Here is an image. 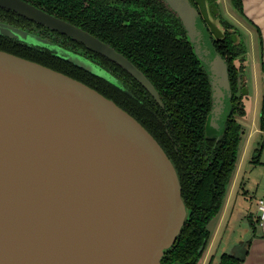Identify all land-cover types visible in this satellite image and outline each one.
<instances>
[{
  "label": "water",
  "instance_id": "1",
  "mask_svg": "<svg viewBox=\"0 0 264 264\" xmlns=\"http://www.w3.org/2000/svg\"><path fill=\"white\" fill-rule=\"evenodd\" d=\"M163 1L180 19L208 76L212 106L207 119H227L228 69L198 10L206 21V0ZM0 6L107 56L157 98L150 82L126 57L82 28L23 0H0ZM220 11L230 35L236 22L224 20ZM0 35L44 47L113 81L84 57L27 30L0 21ZM229 37L246 45L238 35L236 41ZM242 104L245 116L237 120L241 137L249 114ZM187 216L174 163L135 117L84 82L0 49L3 264H161Z\"/></svg>",
  "mask_w": 264,
  "mask_h": 264
},
{
  "label": "flooded vegetation",
  "instance_id": "2",
  "mask_svg": "<svg viewBox=\"0 0 264 264\" xmlns=\"http://www.w3.org/2000/svg\"><path fill=\"white\" fill-rule=\"evenodd\" d=\"M23 1L48 14L82 28L100 41L110 45L113 49L126 57L135 68L145 76L155 89L157 98L154 97L135 76L117 62L94 49L88 48L82 42L73 39L64 33L1 6L0 21L7 22L45 38L65 50L84 57L105 70L110 78H113V81H109L85 70L91 74L92 80L90 83L94 85L91 87L97 91L100 89L104 92H108L113 97L108 96L107 98L112 99L114 102V99L117 98L121 104L134 110L136 113L132 112L139 116L140 121L148 127L152 136L155 137L167 156L171 157L179 168L182 167L185 155L193 152L192 154L198 155L197 157H200L201 155L208 156L206 163L201 170H209V173L213 175H221V180L218 185L214 187L215 201L209 210L211 214H204L207 217L204 222V229L200 232L194 231L191 234L185 235L184 238H180L174 251L168 254L163 261V264H211L213 256H210V252L212 247L215 244L218 245V243H220L221 250L225 248L227 249L220 253L219 260L216 264H223L224 255L237 261L236 263L235 261L230 260L231 264L242 263L249 254L253 240L263 236L260 233L262 227L264 228V225L259 226L257 224L256 217L252 212L244 213L242 215L246 217L249 226H247L249 228L247 238L244 241H242L241 238H236L231 240L230 244H225L223 243L224 238L222 235L229 234L233 229V209L231 207L233 195L229 201L227 199L231 186L233 185L236 188L243 171V169H240L238 166L239 161L241 160L242 149L246 144V138L243 136L241 137L240 134L239 137H237L238 145L240 141H242V143L239 150L238 148L235 149L233 165L231 164V157L228 158L227 164H225V160H222L219 156V151L222 146L219 150L213 149L214 141H216L215 139L214 141H208L206 139L207 133L205 131V123L212 106L211 89L205 70L198 58L196 57L197 59H195L193 56V48L188 38L179 39V43H182L183 47H187L185 51L180 52V55L174 56L172 52H170V54H167L166 52H152V56L149 60V63H151V69H147V66H145L140 58L142 59L143 56L147 57L151 52L146 51L141 53V55H138L139 52H137V50L133 51L134 46L124 47L123 43H121V37L116 35L110 29L106 31L105 25L101 26L98 21L99 18L104 16L108 21L114 23L116 28L122 29L123 27H126V21L129 20L122 17L123 14H127V9L148 11L153 17L144 18L138 24L141 29L140 36L144 37V33L150 32L151 26H153L154 29L165 28L157 14L158 10H160L159 7H162L161 10L164 13H167V9L159 4L157 0H108V2H104L103 4H97L96 1L99 0ZM211 1H213V6L209 4V0H206L205 2V5L210 8V14L206 13V17L208 16L209 20L215 18L220 20V16L217 12L220 11L221 4L226 9L225 0ZM228 1L233 8V12L239 14V16H235V18L243 19L248 22V24H252L243 14L241 0L240 8L234 4L233 0ZM194 5L198 7L197 4ZM95 8H97V10L100 9V14L102 16L97 15L96 10H94ZM198 10L211 33V39L214 46L221 56L225 58L227 64L231 88V110L225 121V135H227L229 127H231V119L237 121L240 120V117L245 116V113L243 115H238V109L236 108L237 98L235 95L243 92L241 98L244 102V108L246 107L247 109L248 104H250L252 91L248 87V76L246 75V71L250 67V44H244L243 46L241 43V49H236L234 46H231V48L227 50V43L223 40L225 36L228 35L226 31L224 30V33L220 32L218 36L217 34L215 35V33H212L208 22L207 20L205 21V16L202 11H200L199 7ZM226 11L229 12L228 9H226ZM229 14L231 16L230 12ZM129 24L132 25L133 28L136 26V23L133 20L129 21ZM236 24L239 25L238 22H236ZM222 26L227 28L225 22L221 23V27ZM172 27L176 28L175 25ZM258 39L260 42V36ZM30 46L53 55L52 51L44 47L37 45ZM188 46L191 47L193 54L189 51L190 47ZM144 54H147V56ZM53 56L56 57V55ZM57 57L62 59L59 56ZM261 68L264 72V65H261ZM252 74L254 86L253 71ZM100 93L103 94L101 91ZM115 103L117 104V102ZM243 134L244 133H242V135ZM224 144H226V142H224ZM246 158L243 159V167ZM221 162L223 163L222 166H220ZM223 169L224 171H222ZM238 169H240V171H238ZM256 225L260 228H257ZM257 232H259L258 235ZM256 235L259 237H256ZM186 250H188L186 255L187 258L183 255ZM189 252H191L190 257H188ZM174 257H176V259H174ZM238 257L241 259H238Z\"/></svg>",
  "mask_w": 264,
  "mask_h": 264
},
{
  "label": "trees",
  "instance_id": "3",
  "mask_svg": "<svg viewBox=\"0 0 264 264\" xmlns=\"http://www.w3.org/2000/svg\"><path fill=\"white\" fill-rule=\"evenodd\" d=\"M157 1L165 9H167V13H164L161 10L162 7H159L160 10H158V14H157L159 15L158 18L161 19L162 25H164L165 28L154 29L153 26H151L150 32L144 33V37L140 36L141 29L139 28L138 24L144 18L153 17V15L148 13V11L127 9V14L126 13L123 14L122 17L124 19H129V20L126 21V24H125L126 27H123L122 29H120V28H116L114 23L108 21L107 18L102 16L100 14V9L99 10H97V8L94 9L96 10L97 15L102 16L101 18H99L100 20L98 19L101 26L105 25L106 31L110 29L116 35L120 36L122 39L121 43H123L124 47L134 46L133 51L137 50V52H139L138 55H141V53H144L146 51L151 52L148 56L147 54H144L147 57L143 56L142 59L140 58V60L143 61L145 66H147V69H151V66H150L151 63H149V60H150V57L152 56V52L154 51L166 52L167 54H170V52H172L173 55L175 56V55H180V52H183L185 51V49H187L186 46L183 47L182 43H179V39H183V38L187 39L186 32L183 29V26L179 18L176 16V14L173 11H171L168 8V6L164 3L163 0H157ZM96 2L97 4H100V3L103 4L104 2H108V0H99ZM212 2L213 1L209 0L210 5H212ZM233 2L236 6L240 8V0H233ZM131 20L135 21L136 23V26L134 28L132 27V25L129 24V21ZM173 25H175L176 28H173L172 27ZM223 40L225 41V43H227L226 44L227 50H229L231 46H234L236 49H241V44L239 45L235 44L228 35H226ZM0 49L10 52L12 54L24 57L26 59L36 61L40 64H43L52 69L65 73L73 78H76L84 82L85 84H88L92 87L94 86L93 84L90 83L92 78L89 72H86L85 70L73 65L72 63L66 60L60 59L57 56L55 57L53 55H50L46 51H40L38 49H35L31 47L30 45L20 42L16 39H12V38H8V37H4L0 35ZM189 49H190L189 51L192 52L191 47ZM193 56L195 57V59H197L194 54ZM228 76H229V73H228ZM98 90L99 92L100 91L103 92V94L106 97L108 96L113 97L108 92H104L100 89ZM242 94L243 92H240V94L235 95V97L237 98L236 108L238 109V115L244 114L243 104L241 101ZM114 100L115 102H117L119 106H121L123 109L129 112L132 116H134L139 122H141V124L150 132L148 127L144 125L142 121H140L139 116L135 114L136 112L134 110L121 104L117 98ZM132 111L135 113H133ZM259 128L261 131H264V97L262 99V104H261V113L259 117ZM239 129H240V126L237 123V121L234 119H231V127H229V132L227 135H225L226 127L224 128L223 133L221 137L219 138L206 135V139L208 141H214V139L216 140L214 141L213 149L219 150V148L222 146L219 151V154H220L219 156L221 157L222 160L223 159L225 160V164H227L228 158L231 157V164L233 165V162L235 159V149L238 148L237 147L238 146L237 137H239ZM224 142H226V144H224ZM192 153L193 152L185 155V159H184V162L182 163L181 168H179L176 162L171 157H169L174 163L176 170L178 172L179 178H180L181 194H182V198L184 199L185 204L188 209V216L184 222V225L181 229L180 234L174 241L173 245L162 256L161 264H163V261L168 256V254L174 251V248L178 244L177 242L180 241V238L182 239L184 238L185 235L191 234L194 231L200 232L201 230L204 229V222H205V219L207 218L205 216L206 215L205 213L211 214L209 210L211 209V207L213 206V202L215 201L214 187L217 186L219 181L221 180V175L217 176L216 174L213 175L209 173L210 172L209 170H206V171L201 170L202 167L206 163V160L208 158L207 155L206 156L201 155L200 157H197L198 155H195ZM222 164L223 163L221 162L220 166H222ZM222 171H224V169ZM187 253H188V250H186V252L183 253L184 257H186ZM190 255H191V252H189L188 257H190ZM174 259H176V257H174ZM223 260H224L223 264H231L230 260H233L237 263L236 260L230 258L227 255H224Z\"/></svg>",
  "mask_w": 264,
  "mask_h": 264
},
{
  "label": "rangeland",
  "instance_id": "4",
  "mask_svg": "<svg viewBox=\"0 0 264 264\" xmlns=\"http://www.w3.org/2000/svg\"><path fill=\"white\" fill-rule=\"evenodd\" d=\"M226 9L231 13V16L235 18V16H239V14H235L233 12V8L229 4L228 0H225ZM225 7L221 4V14L222 18L230 23H234L235 21L230 16L229 12H227ZM208 18V16H207ZM208 25L212 31V33L217 34V36L223 31L225 28L221 27V22L218 19H207ZM235 24V23H234ZM235 28L230 27L229 30L230 36L236 41L239 39H243L246 44H252L250 59V67L246 71V75L248 76V87L251 89V97L248 114V121L245 122L244 126V134L243 137L247 138L248 153L247 158L244 163L243 171L240 176V182L238 181L237 186L234 190L233 201H232V222L233 229L229 234H223L224 238L223 243L230 244V241L236 238H241L244 241L247 238V232L249 230L248 223L246 221V217L242 214L244 213H253L256 216V199L262 195H264V132L259 128V117L261 113V104L262 97L264 95V72L259 64V59L261 56L260 42L257 38V30L255 29L256 35L253 32V37L250 38L247 30L243 29L241 26L235 24ZM214 35V34H213ZM214 35V36H215ZM238 35V37H237ZM216 37V36H215ZM252 60L256 61L255 65ZM261 63V60H260ZM253 66H255V70H258L257 78L255 77V85L253 86ZM257 67V68H256ZM249 103V102H248ZM226 120V119H225ZM225 120L218 121L214 120L211 117L206 119L205 123V131L208 135H213L215 137H219V133H222L225 128ZM242 122V120L240 119ZM261 149V150H260ZM260 154L258 158L256 155ZM258 159V160H256ZM256 160V161H254ZM253 196V197H252ZM248 226V227H247ZM238 232V233H237ZM227 248L221 250L220 243L218 245H214L211 249V255L213 256V261L211 264H216L219 260V255L222 251H225ZM201 261V260H200Z\"/></svg>",
  "mask_w": 264,
  "mask_h": 264
},
{
  "label": "crops",
  "instance_id": "5",
  "mask_svg": "<svg viewBox=\"0 0 264 264\" xmlns=\"http://www.w3.org/2000/svg\"><path fill=\"white\" fill-rule=\"evenodd\" d=\"M241 1H242L241 5H242L243 14L245 15V17L248 20L251 21V23L253 25L250 23L248 24V22L244 21L243 19L234 18V17H232V18L236 22H238L239 25L243 29L247 30L248 34L250 35V38L253 37V32L256 35L255 29L257 28V38L260 36L261 56L259 59V64L261 66V65H264V0H241ZM258 41H259V39H258ZM253 50L254 49L252 48V44H250V55H251V51H253ZM260 60H261V63H260ZM252 62L254 63L253 65H255V63H257L254 60H252ZM253 73H254V82H255V77L257 78V73H258V70L257 69L255 70V66H253ZM247 108L249 109V107H247ZM247 115H248V113H247ZM248 146H249V143L246 141V144H245L244 148L242 149L241 160L239 161L238 167H240V169L241 168L243 169V159L246 158V156H247ZM260 150L258 151L259 153L256 155L257 158L260 154ZM256 160H258V159H256ZM240 169H238V171H240ZM234 189H235V186L232 185L228 199H227L228 201L231 199ZM256 226H257V228H260L259 227L260 225L259 226L256 225ZM258 233L259 232H257V235H258ZM260 234L263 236L261 238H255L253 240L247 258L240 264H264V228L263 227H262ZM257 235H256V237H259Z\"/></svg>",
  "mask_w": 264,
  "mask_h": 264
},
{
  "label": "built area",
  "instance_id": "6",
  "mask_svg": "<svg viewBox=\"0 0 264 264\" xmlns=\"http://www.w3.org/2000/svg\"><path fill=\"white\" fill-rule=\"evenodd\" d=\"M256 222L258 225H264V196H260L256 200Z\"/></svg>",
  "mask_w": 264,
  "mask_h": 264
},
{
  "label": "bare ground",
  "instance_id": "7",
  "mask_svg": "<svg viewBox=\"0 0 264 264\" xmlns=\"http://www.w3.org/2000/svg\"><path fill=\"white\" fill-rule=\"evenodd\" d=\"M0 264H3L1 260H0Z\"/></svg>",
  "mask_w": 264,
  "mask_h": 264
}]
</instances>
